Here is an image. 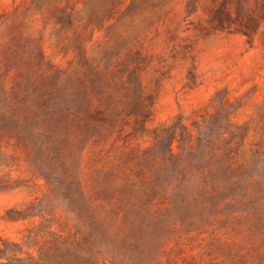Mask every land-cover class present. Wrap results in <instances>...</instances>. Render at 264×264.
<instances>
[{"label": "rangeland", "instance_id": "rangeland-1", "mask_svg": "<svg viewBox=\"0 0 264 264\" xmlns=\"http://www.w3.org/2000/svg\"><path fill=\"white\" fill-rule=\"evenodd\" d=\"M0 264H264V0H0Z\"/></svg>", "mask_w": 264, "mask_h": 264}]
</instances>
